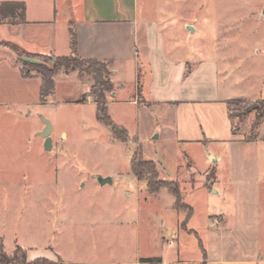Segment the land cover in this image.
<instances>
[{
    "label": "rangeland",
    "instance_id": "374dc122",
    "mask_svg": "<svg viewBox=\"0 0 264 264\" xmlns=\"http://www.w3.org/2000/svg\"><path fill=\"white\" fill-rule=\"evenodd\" d=\"M139 7L140 17L149 19L151 36L149 44L140 36L137 47H168L174 60L185 62L187 75L203 68L207 76L215 65L221 93L243 101L231 107L235 133L254 143L244 150L227 144L211 147L224 157L225 174H248L247 178L235 181L236 185L232 180L225 182L235 190L239 184L241 194L251 195L252 212L246 213L248 237L262 249L264 0H139ZM70 17L76 22L73 12ZM24 34L0 27V43L18 46ZM26 54L31 64L42 67H49L51 57H56ZM12 63L9 58L0 59V250L6 256H14L19 248L26 256L47 252L64 258L135 254L137 241L120 239L114 230L124 213L121 205L137 204V185L130 172L137 150L162 162L165 170L155 163L160 180L161 172L181 189L185 188L183 196L196 214L193 221L199 222L218 208L227 210L223 199L209 200L200 190L204 147L194 141L177 143L170 131L173 126L168 123V114L166 124L158 110L139 111L133 103L134 73L126 63L117 67L119 73L112 78L117 97L107 94L108 114L128 132L126 143L115 139L97 120L87 76H81L79 71H60L54 78V93L43 102L38 83L22 82ZM7 109L13 117L5 114ZM42 118L52 125L49 151L39 135L45 127ZM158 126L162 136L155 139ZM190 160L196 162L195 181L185 178L184 168ZM98 177L111 178L113 183L102 186ZM139 183L143 188L138 221L142 248L144 238L161 226V216L163 224L167 223V201L174 206L175 199L167 190L149 195L145 181ZM144 197H149V201L157 199L155 208L146 211ZM176 221L172 217L174 227ZM190 238V247L199 248L200 241L195 236ZM21 258L19 253L18 259Z\"/></svg>",
    "mask_w": 264,
    "mask_h": 264
},
{
    "label": "crops",
    "instance_id": "0c3cea01",
    "mask_svg": "<svg viewBox=\"0 0 264 264\" xmlns=\"http://www.w3.org/2000/svg\"><path fill=\"white\" fill-rule=\"evenodd\" d=\"M0 4L17 11L16 19H7L0 27L24 32L21 44L11 43L17 44L28 54L70 56L71 30L74 29L79 57L106 64L111 71V81L119 73L117 67L126 63L134 73L133 90L136 100L133 103L138 110H158L166 124L168 114V123L173 126L170 131L177 143L194 141L204 147L206 157L201 159L203 172H199L202 185L200 190L207 194L209 200L217 197L228 204L227 210L218 208L219 210L208 212L204 219L195 222V210L185 198L193 213L186 226H182L186 214L176 211L172 206L173 202L167 201V223L163 224L164 216H161V226L144 238L141 248L138 221L141 206L139 196L143 188H140V183L130 168L138 190L137 204L135 207L121 205V210L127 213H123L121 220L116 221L114 232L120 239L126 237L137 241L135 254L124 256L114 253L103 258L77 255L64 258L62 255L56 254L55 257L47 252H38L27 256L28 263L47 260L54 264H264V243L261 249L256 240L248 237L247 232L249 224L246 213L252 212L251 195L245 192L241 194L239 184L235 190L233 187L228 188L225 182L232 180L235 183L247 178L248 174L235 171L225 174L224 157L211 147L227 144L230 148L244 150L254 143L244 141L233 132L234 124L229 116V102L232 98L221 93L219 72L215 65L208 70L207 76H204L203 68H196L187 75L185 62L174 60L168 47H137L140 36L145 37L144 41L148 44L151 36L149 19L140 17L139 0H0ZM72 12L76 22L70 19ZM11 52L13 51L0 46V59L9 58L14 62L11 65L15 64L14 70L19 72L22 82L36 81L40 87L39 75L27 79L21 74L22 62L32 61L27 57H13ZM87 78L91 90L93 81L91 77ZM111 94L113 98L117 97L114 88ZM10 111L4 110L7 116L13 117ZM156 129L158 131L159 126ZM158 132L153 138L162 136V132ZM143 156L165 170L162 162ZM195 164V161L190 160L184 168L187 175L185 178L189 181L197 180ZM159 174L163 180H170L165 174ZM184 189L182 186L183 192ZM126 196L130 194L127 193ZM144 201L146 211L155 208L158 202L157 199L149 201V197ZM174 216L177 220L175 227L171 222ZM193 223L196 225H192ZM192 236L200 241L199 248L190 247ZM149 259L156 262H145Z\"/></svg>",
    "mask_w": 264,
    "mask_h": 264
},
{
    "label": "trees",
    "instance_id": "16d2710c",
    "mask_svg": "<svg viewBox=\"0 0 264 264\" xmlns=\"http://www.w3.org/2000/svg\"><path fill=\"white\" fill-rule=\"evenodd\" d=\"M5 4H0V25L7 19H16L17 11L12 8H7ZM0 46H4L12 50L17 57L30 58L24 51H22L18 46L9 43H0ZM71 48L72 54L67 57H51L50 66L42 67L31 63H23L21 67V74L24 78L30 79L34 74L41 77L40 86V100L46 101L55 91V76L60 71H65L67 73L71 71H79L80 75L91 77L93 84L90 90V96L95 98V104L97 107L96 118L97 120L107 127L112 136L124 143L128 142L129 135L128 132L117 126L108 114V96L113 92V83L111 81V71L108 66L102 62L83 59L77 54V35L75 30H71ZM238 102L232 100L229 102V116L233 121V115L231 112V107L236 106ZM233 132L235 128L233 125ZM131 172L138 179L139 182L145 181V188L149 194H158L161 190H167V192L174 197L175 203L173 208L180 212L186 214V219L182 226H186V222L190 219L193 210L184 202L185 196L180 185L176 181H163L159 179L156 164L152 161L146 160L140 150H137L131 160L130 164ZM19 253L22 254L21 260L18 259ZM145 262H156V260L149 259ZM0 264H54L47 260H36L32 263L27 262V256L19 248L16 250L15 255L12 257L6 256L2 250H0Z\"/></svg>",
    "mask_w": 264,
    "mask_h": 264
},
{
    "label": "water",
    "instance_id": "95a60500",
    "mask_svg": "<svg viewBox=\"0 0 264 264\" xmlns=\"http://www.w3.org/2000/svg\"><path fill=\"white\" fill-rule=\"evenodd\" d=\"M263 15H264V11H263ZM189 29L191 31H193L192 27H189ZM42 120H43V122L45 124V127H44L43 131L41 133H39V135L43 139H45V149L47 151H49L52 148V141H51L52 125H51V123L48 120L43 119V118H42ZM98 181H99L100 185H102V186H104L106 184H112L113 183L111 178L98 177Z\"/></svg>",
    "mask_w": 264,
    "mask_h": 264
}]
</instances>
